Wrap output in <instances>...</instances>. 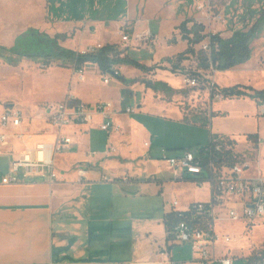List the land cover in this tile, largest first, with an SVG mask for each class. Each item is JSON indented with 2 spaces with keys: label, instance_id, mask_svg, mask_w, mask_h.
<instances>
[{
  "label": "crops",
  "instance_id": "0c3cea01",
  "mask_svg": "<svg viewBox=\"0 0 264 264\" xmlns=\"http://www.w3.org/2000/svg\"><path fill=\"white\" fill-rule=\"evenodd\" d=\"M126 9L128 10L127 15L122 16L123 11ZM45 11L47 20L42 27L31 25L26 29L35 27L52 36L58 35L59 42L62 45L61 37L63 36L68 35L69 39L72 36H77L82 42L85 35L93 32L92 36H95V39L91 40L89 38L91 42L86 44L80 42L79 50L84 49L89 44H107L109 42L120 44L125 42L118 35V28L123 24L129 23L137 31L143 27L140 25L139 20L135 21L131 15V0H45ZM149 28L151 27L149 26ZM24 30L15 35L12 44L0 43L8 47L13 46L17 35ZM171 32L172 30H170ZM222 35L230 36L231 34ZM257 37L252 41L253 51L248 61L226 70L216 71L214 78L218 85L221 87L235 85L240 83L237 81V76L251 74L250 66L253 57L256 58L257 55L254 43ZM125 44L128 45V42H125ZM121 56H124L123 53ZM23 58L32 59L27 57L21 59ZM168 58L174 57L168 56L167 60L165 59V62L172 67ZM165 62L158 60L143 63L148 66H159ZM196 63L198 65L197 61ZM125 64H118L117 67H119L120 73L130 81L120 79L116 82V88L119 91L118 94H120V98L117 100L111 95L103 96L86 92L85 87L73 88L71 82L66 80L58 92L60 96L53 99L55 101L41 99L21 107L19 106L21 102L18 100L15 103L2 105L0 115L7 107L15 106L23 112L24 122L18 128H8L7 143L0 140V264H159L162 260L160 252L164 249H168L173 259L181 261L183 264H193L191 246L192 258L190 260L174 257L173 247L175 245L189 244L176 243L170 239L165 222V213L171 211L172 206L169 210L164 211L163 217H134L130 206L132 199H134L132 193L121 190L120 187L115 192V196L104 197L93 190L95 185L104 182H112L119 187L121 183L118 180H130L132 172L135 171V169H132V165L129 164L130 153L124 150V147L129 144L128 139L132 126L135 127L136 123L139 124L136 118L129 116V114L136 111L135 108V111L131 113L118 111L113 114L114 122L118 127L107 131L108 137L105 141L103 140L102 144L95 142L93 136L94 131H105L99 126L102 119L100 115H96L92 122L74 123L65 126L62 129L63 133L71 136L73 141L55 156V168L61 178L59 181L49 183L43 180H33L32 178L24 179L18 183L2 181V178L9 174L6 170L10 172V162L15 152L20 153L34 149L39 142H54L57 139V129L46 119L47 106L63 101L68 96H75L87 102L112 100L118 110L124 109L127 106L123 103L125 94L132 96L134 92H147L149 90L143 81L133 83L141 75L142 78L153 81H165L174 89L172 93L158 89L155 90L156 95L165 97V94L168 93L175 94L174 97H184L186 99L185 96L181 95L180 89L182 87H174L171 82L173 79L170 76L161 75L158 67L141 73L134 69H132V73L130 71L125 73L124 69H129ZM92 67L101 73L100 77L102 79L103 73L96 62H87L85 73ZM64 68H67L68 72L71 73L72 69L69 67L55 66L51 67L42 76L47 77L50 74L52 75L53 72L64 70ZM185 69L183 61H181L176 70L183 71ZM199 69L201 71L203 68ZM67 79H69V76ZM56 84L57 82H52L49 87H55ZM203 88L202 101L205 106L199 114H207V111L210 110L215 116L211 114L207 125H202V120L195 122L190 118L186 119L187 115L192 117L194 114L185 113L179 107L178 119L186 122L188 120L190 123L200 126H210L208 141L212 136L221 135L233 136L239 141L240 138L247 139L249 134L259 133L257 126H253L247 121L235 124L233 118L238 115L242 116L243 119L251 116L253 120L258 122L257 116L260 118L259 110L262 100L252 98L249 95L238 98L245 101V103H247L246 101L251 102L253 107L247 110L237 109L234 108L235 106L233 107L234 103L237 102L235 99L213 96L208 88ZM144 105V103L139 105L142 108L139 109L138 115L146 114L144 113ZM228 109H231L232 113H226ZM215 110L225 112L218 114L214 113ZM215 121L216 127L214 129L212 124ZM2 131L3 128L0 124V132ZM16 131H22L23 136L16 137L14 135ZM146 142L148 141H145L146 146L151 145L150 143L147 145ZM207 142L195 143L193 147ZM112 144L117 147V152H107L108 147ZM101 147L103 149H100ZM92 152H95V154H92ZM120 158L127 160L124 167H119L121 165L118 162L121 161ZM142 159L143 157H141V161ZM142 163L137 165L140 172L146 169L148 172L154 171L153 167H145V164ZM117 167L120 169L118 170ZM172 171L174 173L172 179L193 183V191L196 194H194V198L192 197L193 199H191V195H186L185 197L188 198L185 203L191 200H202L198 199L199 189H205L209 197L206 188L198 187L191 180L177 178L179 174L173 169ZM81 172L84 174L82 178ZM180 191L183 193V189L180 188ZM174 198L179 197L175 196ZM103 206L106 207L105 211ZM100 222H104L105 225L109 226L107 232L103 230L104 225ZM126 226H129V235H125L124 231H121ZM102 234H106L105 238H100ZM225 246L222 245L218 248V252L228 255Z\"/></svg>",
  "mask_w": 264,
  "mask_h": 264
},
{
  "label": "rangeland",
  "instance_id": "374dc122",
  "mask_svg": "<svg viewBox=\"0 0 264 264\" xmlns=\"http://www.w3.org/2000/svg\"><path fill=\"white\" fill-rule=\"evenodd\" d=\"M32 2L35 6L32 5ZM262 8H264V0H131V15L135 21L139 20L140 25L143 26L138 31L150 26L154 36L149 40L140 41L135 39L128 41V45L125 42L118 43L116 49L119 50L121 55L123 53V55H128L131 59L141 63L158 60L165 62L168 56H173L177 60L178 54L188 46L187 40L182 39L181 31L178 28L184 19L190 18L193 21L203 22L206 26L205 32H220L224 35H230L238 29L249 28L260 15ZM127 12V9L124 10L122 16H126ZM46 20L45 0H0V42L10 45L17 33L31 25L42 27ZM193 21H190L189 25H192ZM128 26L131 27L129 23ZM170 30H172L171 33ZM92 34L85 35L82 42L77 36H72L69 39L68 35L61 37V41L63 45L79 50L80 42L86 44L95 39ZM205 43L206 40L196 44V49H200ZM254 43L257 55L256 58L253 57L250 66L252 75L237 76V81L241 84H249L254 88H263L264 28L254 40ZM182 61L186 68L183 71L174 70L166 62L156 67H158L161 75L170 76L173 79V81L170 80L174 87H182L180 89L181 95L185 96L186 99L184 97H174L175 94L168 93L165 94V97L163 95L161 97L156 95V89L150 86H147L149 88L147 92L137 91L132 96L125 94L123 98L124 105H130L136 109L129 116L136 118L139 122L138 125L136 123L135 127L132 126V131L129 133V144L124 147V150L130 153L129 164L132 165V169H135V171L132 172L130 180H118L121 183L119 187L112 182H104L93 187L95 193H99L104 197L115 196V192L120 187L121 190L132 193L134 199H132L130 206L134 217H163L164 211L171 208L175 196H178L181 200L179 206L184 207L188 198L185 196L191 195V199H193L194 194H196L193 191V183L172 179L174 173L163 157L164 155L176 154L182 147H193L195 143L208 141L210 126L196 125L188 120L186 122L178 119L177 115L180 113L179 107L183 112L190 114H199L203 110L205 106L202 101L203 87L209 89V86L207 87L208 80L214 78L218 69L214 70L211 67L204 70L201 68V74L207 80L206 86L203 84V79H200L199 84L189 85L183 81V72L190 71L193 73L198 70L197 56L190 53ZM125 65L129 68L124 69L125 73L129 71L132 73V69L139 73L144 71L131 62H127ZM55 66L69 67L72 71L69 73L67 68H64V70L53 72L52 75L50 74L47 77L42 76L51 67ZM85 75L87 78L80 80L79 74H77L71 61L59 59L53 61L50 66H45L40 60L23 58L17 64H12L6 62L4 58H0V111L2 105L15 103L18 100L21 102L19 103L21 107L41 99L55 101L53 99L60 96L58 92L66 80L71 82L73 88L85 87L86 92L92 94L111 95V97L116 98L115 100L120 98L119 91L116 88V82L120 78L110 75L111 82L104 83L100 77L101 73L93 67L89 68ZM68 76L69 79H67ZM139 78H141V75L133 83L142 81ZM52 82H57L55 87H49ZM218 86L222 88L220 85ZM247 96H228L227 98L237 101L233 105L234 108L247 110L253 107L252 103L248 101L245 103L242 99H238ZM142 103L145 104L144 113L146 114L138 115L139 109L142 108L139 105ZM207 105L209 106V103ZM224 112L215 110L214 113L222 114ZM226 113H232V110L228 109ZM210 117L211 111L208 110L207 118ZM189 118L190 116L187 115V119ZM245 118L243 119L242 116L238 115L233 118V122L238 124L241 121H247L253 126H257L260 135L264 136V122L261 117L257 116L258 122L253 120L251 116ZM215 123L216 121L212 124L214 129L216 127ZM93 136L95 142L102 144L107 139L108 133L107 131H94ZM250 139L254 138L248 137L249 143L251 142ZM145 141H148L151 145L146 146ZM238 142L240 148L246 147L245 138H240ZM102 147L100 149H103ZM246 152L253 160L258 157L257 153L250 149ZM262 155H264V147H262ZM141 157H143L142 161ZM118 162L121 163L119 167H124L127 160L121 159ZM141 162L145 164V167H153L154 171L148 172L146 169L140 172L137 165H141ZM129 164L128 166L131 168ZM260 165L263 167L264 162H261ZM119 167H117L118 170ZM255 168L258 169V166ZM6 171L10 173L9 170ZM138 174L140 175L138 176ZM133 177L134 179H132ZM180 188L183 189V193H181ZM199 190L198 199H206L208 197L206 190ZM103 210L105 211L106 207ZM102 224L104 225L103 230L107 232L109 226L105 225L104 222ZM217 230L230 232L235 236V241L225 246L228 255L234 258L233 264H246L245 258L251 254L261 256L256 264H264L262 260L264 258V216L257 218L248 230H245L244 222L232 220L217 222ZM121 231H124L125 235H129V226L124 227ZM105 236L106 234H102L100 238H105ZM173 253L177 259L190 260L192 258L190 245H175Z\"/></svg>",
  "mask_w": 264,
  "mask_h": 264
},
{
  "label": "built area",
  "instance_id": "2783aa9c",
  "mask_svg": "<svg viewBox=\"0 0 264 264\" xmlns=\"http://www.w3.org/2000/svg\"><path fill=\"white\" fill-rule=\"evenodd\" d=\"M122 41L149 40L154 36L151 28L137 31L128 24L118 28ZM104 44H89L81 52L94 51ZM207 45L205 44L204 47ZM212 68L216 70L213 66ZM79 79H85V66L75 68ZM113 70V69H112ZM119 74V67L113 70ZM110 71L103 73L104 83L111 80ZM183 81L189 85L199 84V79L190 73L183 72ZM211 94L223 96L221 88L214 78L208 80ZM68 96L65 100L47 106L46 119L57 129V139L54 142H39L34 149L15 152L10 162V173L2 178L3 182L18 183L24 179L43 180L49 183L59 181L60 174L55 168V156L67 148L73 141L71 136L63 133L62 129L74 123H88L96 115L101 116L99 126L105 131L118 127L113 114L118 111L131 113L135 109L127 105L118 110L112 100H98L87 102ZM260 105L259 116L264 122V100ZM24 122L23 112L15 107H7L0 115V140L8 142V128L20 127ZM18 138L23 132L16 131ZM250 137L249 135L247 138ZM251 138V137H250ZM251 142L246 139V147L240 148L237 138L228 135L214 137L204 144L194 147H183L174 155H164L166 164L176 171L177 178L193 181L198 187L206 188L209 197L202 200H191L184 207H180V199L172 200L171 211L178 217L168 232L170 239L176 243L189 244L193 250V264H233L234 258L218 252L222 245H229L235 241L230 232L217 230L219 221H242L248 230L254 221L264 216V162L262 147L264 136L255 133ZM149 145V142H146ZM250 144V145H248ZM257 153L253 160L246 150ZM107 152H117L115 145H110ZM95 154V152H92ZM258 166V169L255 167ZM84 176L81 172V178ZM162 260L159 264H183L171 257L168 249L161 250Z\"/></svg>",
  "mask_w": 264,
  "mask_h": 264
},
{
  "label": "trees",
  "instance_id": "16d2710c",
  "mask_svg": "<svg viewBox=\"0 0 264 264\" xmlns=\"http://www.w3.org/2000/svg\"><path fill=\"white\" fill-rule=\"evenodd\" d=\"M190 21L193 20L186 18L178 26L182 39H186L188 42L187 48L178 54L177 60L175 58H168V60L171 62L172 68L176 70L180 66V61L187 58L188 54H196L198 70L193 73L190 71L185 72L197 77L199 82L200 79H203V84L206 86L207 80L203 78L199 68L210 69L213 66L218 70H226L251 58L253 51L252 41L264 28V8L261 9L260 15L249 28L238 29L230 36H223L220 32H205L206 26L203 22L193 21V24L189 25ZM205 40L207 46L196 49L195 45ZM22 57L40 60L45 66H49L53 61L59 59L71 61L75 68H81L91 61L98 63L102 73L114 70L118 64L127 62L137 65L144 71H149L156 67L133 60L128 55L121 56L119 50L116 49V44L107 43L97 50L86 52L67 48L59 42L58 35L52 36L35 27H30L18 34L13 46L8 47L0 43V58H4L6 62L17 64ZM119 77H123L120 72ZM139 79L156 90L174 92V89L165 81H153L144 77ZM125 81L128 82L130 80ZM221 91L224 97L249 95L252 98L264 100V87L254 88L251 85L238 83L222 87ZM75 99L80 100L77 97ZM190 119L195 122L202 120V125H207L209 121L205 113L194 114ZM249 136L253 137L254 134H249ZM177 218L174 211L165 213L168 232ZM260 258L261 256L251 254L245 258L246 264H256ZM262 260L264 262V258Z\"/></svg>",
  "mask_w": 264,
  "mask_h": 264
},
{
  "label": "water",
  "instance_id": "95a60500",
  "mask_svg": "<svg viewBox=\"0 0 264 264\" xmlns=\"http://www.w3.org/2000/svg\"><path fill=\"white\" fill-rule=\"evenodd\" d=\"M110 72L113 73V74H115V72L113 70H110ZM115 76L118 77V78H120V79H122V80H124V81L127 80V78H125L124 76L123 77H119V74H115ZM262 102L263 101H261V103Z\"/></svg>",
  "mask_w": 264,
  "mask_h": 264
}]
</instances>
